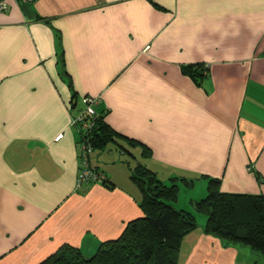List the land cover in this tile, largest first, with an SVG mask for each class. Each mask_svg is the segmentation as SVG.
Wrapping results in <instances>:
<instances>
[{
	"label": "crops",
	"instance_id": "crops-1",
	"mask_svg": "<svg viewBox=\"0 0 264 264\" xmlns=\"http://www.w3.org/2000/svg\"><path fill=\"white\" fill-rule=\"evenodd\" d=\"M74 90L100 97L116 146L133 156L146 146L151 170L150 161L175 183L207 176L223 192L264 194V0H9L0 11V264H39L64 245L90 256L143 215L131 165L119 182L97 154L91 162L112 187L80 186ZM205 223L204 214L184 237L179 264L258 263Z\"/></svg>",
	"mask_w": 264,
	"mask_h": 264
},
{
	"label": "trees",
	"instance_id": "trees-1",
	"mask_svg": "<svg viewBox=\"0 0 264 264\" xmlns=\"http://www.w3.org/2000/svg\"><path fill=\"white\" fill-rule=\"evenodd\" d=\"M183 70L192 78L203 76L200 66L186 65ZM81 98L74 90L71 115L84 110ZM95 109L94 116H87L93 122L89 139L94 151H101L111 142L118 144L119 134L106 121L107 109L98 110V104ZM126 139L131 145L138 143ZM145 147L143 153L148 155L151 150ZM102 174L100 182L112 187L104 171ZM130 178L140 193L142 216L129 221L119 237L101 242L93 255L64 245L39 264H179L184 237L198 227L195 213L173 204L178 200L179 184L166 185L142 163L131 169ZM205 178L209 180L207 196L193 201L195 211L206 215L205 232L220 236L226 244L248 246L264 256V194L223 192L220 178ZM181 180L193 186L194 180Z\"/></svg>",
	"mask_w": 264,
	"mask_h": 264
},
{
	"label": "rangeland",
	"instance_id": "rangeland-1",
	"mask_svg": "<svg viewBox=\"0 0 264 264\" xmlns=\"http://www.w3.org/2000/svg\"><path fill=\"white\" fill-rule=\"evenodd\" d=\"M94 97H96V96H94ZM74 127H76V126H74ZM116 145L117 144H115V143H110L104 150L94 151L92 153L91 157L96 156L97 154H102L101 155L102 164H100L101 168L105 172H107L109 175H113V173H115V175L117 176V171H118V175H119L118 181L119 182H121L122 180L127 181L129 179V167H128L129 165H131L133 167L135 165L140 164V163H142L146 166L148 165V163H149L148 158H147L148 156L142 155V149L141 148L135 149V148H132V147L127 145L128 147H130V149L132 148L131 150H133V152L135 154V156H133L132 154H130L128 152L122 153L120 151L119 147H117L118 145L117 146ZM150 162L155 166L152 169L154 171H156L157 176L162 181H164V183L166 185H171V184L175 183L176 179L172 180L171 178L176 174H174L171 169H164V167L156 165L152 161H150ZM155 162L162 164V163H160L161 161H159L158 159L157 160L155 159ZM133 167H131V169ZM178 179H180V178H178ZM208 182H209V180L207 178H205V180L199 179V180H197L196 184L194 183V187L190 188V186L185 185L184 182L180 180L178 182L179 183V196H178V200L173 203L174 206H176L178 208L187 209V210L195 213V215L197 216V222L200 221V217L204 216V214H201V213H198L195 211V207H194L195 205L192 201L193 200L196 201L197 199H203L207 196ZM199 214H200V216H199ZM248 249H250V252H252V254L255 255L254 258L258 262V264H264V256L262 254H259L255 251H253L249 247H248ZM94 253H95V251L92 252L91 254L93 255Z\"/></svg>",
	"mask_w": 264,
	"mask_h": 264
},
{
	"label": "built area",
	"instance_id": "built-area-1",
	"mask_svg": "<svg viewBox=\"0 0 264 264\" xmlns=\"http://www.w3.org/2000/svg\"><path fill=\"white\" fill-rule=\"evenodd\" d=\"M23 4H33L36 0H18ZM9 7V0H0V11H5ZM84 110L78 114L72 115V125L76 126L80 131L79 147V184L99 182L103 179L102 171L95 167L91 162V156L94 148L89 139V131L93 122L87 119V116H94L96 114L95 105L100 102V97L82 96L81 98Z\"/></svg>",
	"mask_w": 264,
	"mask_h": 264
}]
</instances>
